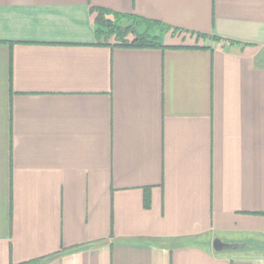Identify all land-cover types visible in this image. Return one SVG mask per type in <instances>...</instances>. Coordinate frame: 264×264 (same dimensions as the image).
<instances>
[{"label": "crops", "instance_id": "0c3cea01", "mask_svg": "<svg viewBox=\"0 0 264 264\" xmlns=\"http://www.w3.org/2000/svg\"><path fill=\"white\" fill-rule=\"evenodd\" d=\"M38 259L264 264V0H0V264Z\"/></svg>", "mask_w": 264, "mask_h": 264}, {"label": "trees", "instance_id": "16d2710c", "mask_svg": "<svg viewBox=\"0 0 264 264\" xmlns=\"http://www.w3.org/2000/svg\"><path fill=\"white\" fill-rule=\"evenodd\" d=\"M95 36L104 42L113 41L114 46L127 48H166L156 37L150 35L153 28L159 27L161 32H166L169 26L147 20L136 15L110 12L101 8H92ZM143 27V30L140 29ZM197 37L203 35L197 34ZM45 259H38L24 264H42Z\"/></svg>", "mask_w": 264, "mask_h": 264}]
</instances>
